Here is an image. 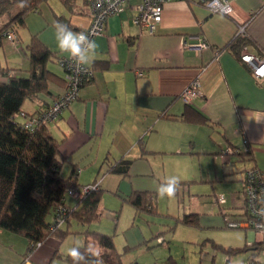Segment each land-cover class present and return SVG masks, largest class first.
I'll use <instances>...</instances> for the list:
<instances>
[{
	"label": "crops",
	"instance_id": "obj_1",
	"mask_svg": "<svg viewBox=\"0 0 264 264\" xmlns=\"http://www.w3.org/2000/svg\"><path fill=\"white\" fill-rule=\"evenodd\" d=\"M73 1L69 9L61 0H48L32 13L42 15L47 25L59 21L76 32L89 25L90 17L87 1ZM133 3L131 0L123 10L110 15L102 34L92 38L100 49L89 64L91 79L49 121H54L61 137L55 138L59 154L71 158L86 142L98 138L100 144L102 137L113 135L115 139L119 135L123 143L115 144V151L121 153L120 158L133 155L130 167L143 166L138 162L147 159L150 153L188 152L184 150L195 137V130L207 126L221 134L227 148H244L246 141L249 165L264 171V120L255 121L264 119V77H255L227 47L243 26L241 32L250 41L241 48L239 56L245 51L264 57V0H229L228 13L212 12L197 0H169L163 3L161 21L153 32L132 22ZM29 21L26 22L29 31H41L39 21L36 28ZM20 28L14 31L17 40L12 44L13 51L23 61L16 66L0 64V68H11L10 72L16 74H23L28 65L27 51L20 46ZM196 36L207 42V47L198 53L189 46L196 42ZM40 39L49 44L47 38ZM3 44L11 45L5 36L1 40ZM195 78L200 81L201 91L189 104L207 116V123L189 122L180 117L187 103L180 93ZM50 88L54 94L62 91L57 83ZM43 100L42 96L28 99L23 109L35 111L44 105ZM104 155L105 161L109 156ZM70 198L65 199L66 203L74 205L77 198ZM232 210L236 211L230 206L229 211ZM193 216L197 220V214ZM0 237L15 245L9 251H0V264H46L59 252L55 237L37 246L29 256L24 254L26 240L17 245L12 232L2 229Z\"/></svg>",
	"mask_w": 264,
	"mask_h": 264
},
{
	"label": "rangeland",
	"instance_id": "obj_2",
	"mask_svg": "<svg viewBox=\"0 0 264 264\" xmlns=\"http://www.w3.org/2000/svg\"><path fill=\"white\" fill-rule=\"evenodd\" d=\"M28 20L34 28L39 21L42 24L41 31H29ZM19 32L20 46L23 49H26L25 45L33 32L40 38H47L52 50L68 57L67 53L58 49L54 28L46 24L42 15L29 12L25 17V25L21 26ZM9 43L11 45H0V64H21L18 62L23 61V57L17 56L13 51V42ZM48 67L62 76V68L58 63L49 62ZM53 123L54 121L49 122V131L55 138H61ZM121 140L119 135L115 139L111 135L102 137L100 144L98 138L86 142L72 153L71 158L63 157L60 170V174L66 176L71 166L75 165L78 168L77 183L80 186L96 181L94 184L100 183L104 189L98 205L99 216L88 224V228L113 235L114 245L121 255L120 263L112 264H246L249 261L252 250L227 254L225 249L242 247L258 239L259 234L245 228L226 226L222 209L230 206L238 209L237 206L242 205L243 180L239 179L243 176L241 170L248 167L250 161L236 160L237 155L227 152V143L221 134L207 126H201L195 130V137L188 149L184 150L188 152L150 153L147 159L143 158L138 162L143 166L132 165L123 176L108 171V164L103 160L106 153L109 161L120 159L121 153L115 151V144L123 143ZM127 158L132 159L133 155H128ZM173 175L180 179L176 195L172 198H160L156 186ZM74 190L71 196L78 199L82 194L80 190ZM133 190L152 191L155 196L152 212L135 213L132 204L123 198ZM219 197L224 199L223 203H218ZM65 199L71 200L68 193ZM194 213L197 214V220ZM184 215H188L190 220H181ZM61 225L66 227L67 222ZM83 229L81 223L71 218L69 233L58 243L59 253L64 254L74 244L83 243ZM12 235L17 245L25 241L19 234ZM0 240L4 244L0 245L3 247L0 251L15 248V245L4 241L7 240L4 237H0ZM260 248L261 245L255 249V256L264 257L258 251ZM46 264L68 263L55 255Z\"/></svg>",
	"mask_w": 264,
	"mask_h": 264
},
{
	"label": "trees",
	"instance_id": "obj_3",
	"mask_svg": "<svg viewBox=\"0 0 264 264\" xmlns=\"http://www.w3.org/2000/svg\"><path fill=\"white\" fill-rule=\"evenodd\" d=\"M47 1L0 0V45L8 30L14 32L17 27L24 26L26 15L39 11L40 5ZM84 1L88 4V0ZM61 2L72 9L73 0ZM5 15L8 17L4 18ZM249 41L247 34L238 32L227 47L239 58L241 48ZM25 47L28 65L23 74L10 72L11 68H0V229L23 236L27 242L24 254L29 256L50 237H55L60 242L69 233L68 225L72 218L84 226L83 243L73 246H79L81 251H85L91 243L100 253L102 262L120 263L121 254L116 250L113 235L88 228V224L99 216L98 205L104 190L100 183L84 191L74 205H68L65 201L66 193L71 196L70 191L80 190L83 186L77 183L78 169L74 165L66 176L60 174L63 157L59 154L57 140L48 128L50 120L47 111L52 103L61 98L66 86L65 77L49 69L48 63H60L64 56L52 50L37 33L30 35ZM64 68L62 66L63 74ZM91 77L92 74L81 85ZM53 83L60 84L62 91L54 94L50 88ZM36 96L44 97V105L32 112L24 110L25 101ZM180 117L194 123H207L209 120L189 103L185 104ZM230 148V153L237 155V160L245 161L250 155L247 143L244 148ZM106 159L105 157L107 170L123 176L127 174L132 162L131 158L124 156L114 163ZM251 166L243 169V177L245 170ZM123 198L132 204L135 213L154 210L155 196L150 190H133ZM237 208L234 209L236 211L224 208L223 219L238 216L242 205ZM60 217L63 220L58 222ZM180 219L188 221L189 218L184 215ZM64 222H67L66 227L61 225ZM260 245L244 244L242 247L226 248L225 251L231 254L240 250H252L249 254L252 259L256 257L255 249ZM56 254L72 264L66 253L56 251Z\"/></svg>",
	"mask_w": 264,
	"mask_h": 264
},
{
	"label": "built area",
	"instance_id": "obj_4",
	"mask_svg": "<svg viewBox=\"0 0 264 264\" xmlns=\"http://www.w3.org/2000/svg\"><path fill=\"white\" fill-rule=\"evenodd\" d=\"M131 0H88L89 25L77 32L83 31L93 38L103 32L105 22L110 15H113L125 8ZM169 0H134L132 22L149 32H153L162 18L163 3ZM200 4L207 7L212 12L228 13L230 11L229 0H197ZM243 31V26L239 27V32ZM5 37L10 42H16V35L12 30L5 33ZM186 43V40L184 41ZM197 53L207 47L204 38L196 36V42L189 43ZM239 59L245 63L257 78L264 77V57L249 52H241ZM60 63L64 66V77L66 79L65 90L61 98L56 100L47 111L48 119L53 120L58 113L73 100L81 86L82 81L92 74V68L88 65L81 71L70 59L64 56ZM200 81L193 79L181 91L180 97L183 101L190 103L193 98L200 94ZM247 142L244 141V144ZM227 148V152H231ZM96 184L85 185L80 189V194L88 188L95 187ZM72 191H70L71 194ZM74 192H76L74 190ZM243 203L240 214L233 218H225L224 222L229 227H240L251 230L254 234H259L258 239L250 241L248 244L258 243L261 248L258 249L261 255H264V216L255 214L257 209L264 208V171L257 166L252 165L245 170L243 177ZM218 203H223L222 197L217 198ZM224 208L222 209V212ZM63 219L60 217L58 222ZM246 264H264V257H254L249 259Z\"/></svg>",
	"mask_w": 264,
	"mask_h": 264
},
{
	"label": "clouds",
	"instance_id": "obj_5",
	"mask_svg": "<svg viewBox=\"0 0 264 264\" xmlns=\"http://www.w3.org/2000/svg\"><path fill=\"white\" fill-rule=\"evenodd\" d=\"M53 28L58 49L62 53H67L69 59L81 71L85 70L99 54L100 45L86 32H75L67 24L59 21L53 25ZM262 120L264 119L257 118L255 121L259 123ZM179 185V177L169 176L156 186L157 195L160 198H172L176 195ZM255 214L264 216V208L257 209ZM66 255L71 258L72 264H103L99 258L100 253L91 243L87 245L85 251H81L79 246L70 247Z\"/></svg>",
	"mask_w": 264,
	"mask_h": 264
}]
</instances>
